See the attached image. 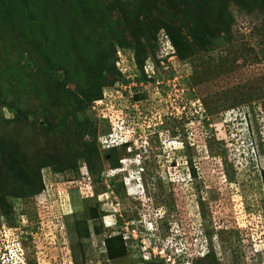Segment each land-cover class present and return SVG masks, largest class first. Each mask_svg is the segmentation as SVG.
Here are the masks:
<instances>
[{
	"label": "rangeland",
	"instance_id": "rangeland-1",
	"mask_svg": "<svg viewBox=\"0 0 264 264\" xmlns=\"http://www.w3.org/2000/svg\"><path fill=\"white\" fill-rule=\"evenodd\" d=\"M184 1L0 0V264H264V0Z\"/></svg>",
	"mask_w": 264,
	"mask_h": 264
},
{
	"label": "trees",
	"instance_id": "trees-1",
	"mask_svg": "<svg viewBox=\"0 0 264 264\" xmlns=\"http://www.w3.org/2000/svg\"><path fill=\"white\" fill-rule=\"evenodd\" d=\"M183 2H185L184 0H182ZM237 5H239L240 7H244L245 5L242 4L241 2H239L238 0H233ZM63 4L62 0H48V3H46L45 7L43 6V13L47 14V13H51V12H55L60 5ZM264 9V6L263 8ZM158 39H160L161 41L165 40V38L170 42L172 48H173V52L172 55H175L176 53H178L177 49H176V42L175 40L173 41L167 33L163 32V33H159L158 35ZM121 45L122 48H124L123 46H126L127 44L125 43H119ZM204 49V48H203ZM180 57L182 59H186L187 57H190V54H183L180 52ZM165 60L167 59L164 58ZM163 59V60H164ZM119 62V58L116 56L115 58V63L113 62V70L114 72L118 73L119 76V81L121 80H125V75L122 73V67L120 66ZM141 69V73H142V77L145 79L146 74H144V67L143 66H139ZM92 76V74H91ZM150 79L151 76H149ZM118 81V80H117ZM99 83V84H98ZM114 84V83H113ZM90 86L91 88L89 90H84L81 94H86V95H82L80 99V101L78 102L80 105L88 107V103H92V102H96V101H100L102 98V88H103V84L101 83V81L98 79L91 81L90 82ZM87 105V106H86ZM123 146H126V149L129 147V143L127 142L126 144H124ZM113 148V147H112ZM112 148H108L111 149ZM114 149V148H113ZM113 151V150H112ZM115 167V164L111 165ZM263 175V180H264V172L262 173ZM264 185V182H263ZM24 197H27V195H24ZM82 235V234H80ZM105 248L107 250V256L108 258H112L113 257H117L120 254H122V252L124 251V242L122 240V236H110L109 238L105 239Z\"/></svg>",
	"mask_w": 264,
	"mask_h": 264
},
{
	"label": "built area",
	"instance_id": "built-area-1",
	"mask_svg": "<svg viewBox=\"0 0 264 264\" xmlns=\"http://www.w3.org/2000/svg\"><path fill=\"white\" fill-rule=\"evenodd\" d=\"M164 43L166 44V48L164 49V47L162 48V50L163 51H161V55H163L162 57H161V60H163L164 58H170L171 59V57L173 56L172 55V52H173V48H172V46H171V44H170V42L165 38V40H164ZM117 57L119 58V61H121L123 58H120V51H118L117 52ZM127 62H129V64H130V66H129V68H132V69H134L135 70V65H134V61H133V59H132V61L131 60H128L127 58L125 59ZM124 60V61H125ZM123 62V61H122ZM131 69V70H132Z\"/></svg>",
	"mask_w": 264,
	"mask_h": 264
},
{
	"label": "clouds",
	"instance_id": "clouds-1",
	"mask_svg": "<svg viewBox=\"0 0 264 264\" xmlns=\"http://www.w3.org/2000/svg\"><path fill=\"white\" fill-rule=\"evenodd\" d=\"M109 142H111V140H109ZM114 142H117V141H113V144H111V145L114 146V147H115V146H118L117 144L114 145ZM126 143H127V142H125V141H124V142H120V145H122V144H126ZM128 143H129V142H128ZM109 147H111V146H108L107 149H108Z\"/></svg>",
	"mask_w": 264,
	"mask_h": 264
}]
</instances>
